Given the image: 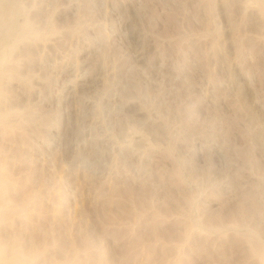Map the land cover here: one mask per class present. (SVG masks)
Here are the masks:
<instances>
[{"label":"rangeland","instance_id":"1","mask_svg":"<svg viewBox=\"0 0 264 264\" xmlns=\"http://www.w3.org/2000/svg\"><path fill=\"white\" fill-rule=\"evenodd\" d=\"M16 2L0 245L30 264H264V0Z\"/></svg>","mask_w":264,"mask_h":264},{"label":"bare ground","instance_id":"2","mask_svg":"<svg viewBox=\"0 0 264 264\" xmlns=\"http://www.w3.org/2000/svg\"><path fill=\"white\" fill-rule=\"evenodd\" d=\"M18 10L19 7L16 0H0V30H4L7 34L18 33L19 29L13 24V17ZM3 58H5V56H3ZM4 116L5 114L0 112V119ZM2 177H0V203L3 201L5 189H8V187H6L8 181ZM8 248H4L3 245H0V264H30L29 257L23 255L19 249Z\"/></svg>","mask_w":264,"mask_h":264}]
</instances>
